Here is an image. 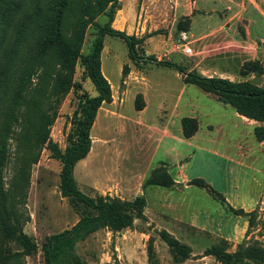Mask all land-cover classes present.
<instances>
[{
    "label": "trees",
    "instance_id": "obj_1",
    "mask_svg": "<svg viewBox=\"0 0 264 264\" xmlns=\"http://www.w3.org/2000/svg\"><path fill=\"white\" fill-rule=\"evenodd\" d=\"M120 0H0V264L5 259L19 258L7 256L4 245L13 241L21 247L20 256H30L38 251V245L23 232L15 206L13 194L6 190L4 171L9 164V150L12 139H22L25 146L48 149L51 157L61 163L60 190L68 198L75 212L80 216L72 229L52 235L43 244L45 264H58L61 254L72 247L79 236L89 235L100 229L113 233L131 228L137 217L143 215L147 201L138 197L134 201H123L111 197H91L81 191L75 179L77 164L87 158L92 148L91 131L98 111L104 103L112 101L111 84L102 71V53L105 38L113 36L122 39L128 48L129 58L139 66L141 61L177 70L185 76L187 84L196 85L203 91L215 95L219 101L232 107L240 115L264 123V88L251 81L233 82L222 78H207L197 72H187L183 66L158 61L154 56L142 57L140 47L146 38L128 35L112 27L114 14ZM109 21L99 27L98 35L91 51L83 53L88 28L99 17ZM188 22L180 21L179 31H187ZM80 69L82 76L76 79ZM125 66L123 74L127 75ZM255 73L264 74L258 61L248 62L241 72L243 77ZM90 83L92 93L84 88ZM76 95L77 107L73 116L68 143L64 151L50 138V126L57 117L55 105L70 91ZM144 104L137 109L141 110ZM30 129V133L27 130ZM184 135L191 138L199 129L192 119L183 121ZM259 141L264 140V126L256 127ZM29 152L23 157L19 176L22 185L28 183L25 176L30 165ZM38 161V157L32 159ZM193 185L213 192L222 202L225 198L216 193L201 179ZM145 185L171 188L175 185L172 176L160 167L146 181ZM235 214L252 215L230 206ZM176 253L183 248L175 239L167 240ZM66 252V251H65ZM219 261L233 264L245 258L256 264H264V248L258 246L240 247L235 253L216 246L207 252Z\"/></svg>",
    "mask_w": 264,
    "mask_h": 264
},
{
    "label": "rangeland",
    "instance_id": "obj_2",
    "mask_svg": "<svg viewBox=\"0 0 264 264\" xmlns=\"http://www.w3.org/2000/svg\"><path fill=\"white\" fill-rule=\"evenodd\" d=\"M178 1L184 2L185 0H120L114 14L112 27L115 28L118 24L119 27L128 25L124 32L128 33L127 30L135 32L134 25L138 28L141 22L140 29L143 27L147 29L145 36L152 33L166 36L170 33L176 18L174 6ZM217 5L219 7V2ZM212 6L216 5L212 2ZM254 14L256 24L253 26V34L254 38L261 42V39L264 38V17L260 14L257 15L256 12ZM108 21L109 18L106 16L99 17L96 23L88 28L83 46L84 54L91 51L99 27ZM105 46V52L102 53L103 74L111 82H119L121 75H123V79L126 77L123 74L125 66L122 68V65L126 60H129L127 45L120 38L107 36ZM140 50L145 55L142 46ZM140 67L144 68L142 65ZM167 71L168 69L165 67L155 66L148 73L151 81L155 83L160 80V77H163V72ZM81 76L82 71L78 69L76 79L79 80ZM262 76L250 81L264 88V75ZM173 84L175 85V83ZM84 88L92 93L90 83H84ZM195 88L201 89L197 86ZM75 97L72 90L60 98L59 103L55 105L57 117L49 128L50 138L62 151L67 146L77 107ZM143 103V98L138 96L136 108ZM156 120L159 121L158 118ZM225 120L231 125V129L228 130L234 134L233 120L230 117ZM243 121L244 126L251 125L253 129L244 133L243 146L250 148L247 150L249 155L245 154L246 158H243L240 170L233 169L229 163L211 155L206 150H200L195 146L187 148L185 144L178 146L179 151L184 152L187 149L188 166L193 172L192 174L196 178L201 177L200 179L207 184L208 181L212 182L215 190H226L228 187L224 181H240L242 191H251L253 188L254 196L256 194L258 198L261 197L259 207L263 209L258 208L252 215L251 227L249 226L245 236L240 237L237 242L231 243L214 234L199 231L189 224L172 220L173 218H164L166 213H163V206L170 205V202L164 199L167 196L158 195L156 197L150 193V187L153 186L145 185L155 169L149 171L145 181H140L141 173L134 167L139 146L134 147V143L130 144L135 132L129 125L130 122L120 123V127L115 128V123L106 121V116L102 111L98 113L91 131V151L87 158L79 162L75 168V179L79 188L91 197L103 196L123 201H134L143 196L146 198L147 204L143 215L135 219L131 228L118 233H113L109 229H100L95 233L77 237L72 247L67 248L66 252L61 254L58 264H227L219 261L213 255H207V252L216 246L228 253H235L240 247L247 246L264 248V140L259 141L255 131L256 126H264V123H256L246 117ZM30 131L28 129L27 133ZM130 138L131 141H129ZM108 142L111 144L119 142V151L111 152L107 157L108 153L103 151L101 153L99 149L101 146L107 145ZM10 144L9 164L4 171L3 183L6 190L13 194V205L23 232L37 243L38 251L30 256H20L21 247L13 241H8L4 245L7 256L16 255L19 258L5 259L3 264H45L43 244L50 236L72 229L79 221L80 216L75 212L70 200L61 194V163L51 157L48 149L33 145L28 148L22 139H12ZM143 146L146 147L145 152L150 150V144L146 143ZM202 147L206 146L202 145ZM225 149L229 150V147L226 146ZM28 152L32 159L38 157V161L33 162L29 158L31 168L29 167L28 173L25 174L29 181L26 184L24 182V185L21 186L22 177L19 175L22 172L20 170L22 164H28L21 161ZM160 153L157 158L162 156ZM140 190L144 192L143 195ZM214 203L213 200L208 203L206 200H199L195 206L197 208L203 205L209 206L211 212L217 216L219 212L216 211ZM246 217L249 221L250 217ZM167 230L171 232L169 233ZM171 239L179 242L183 253H176L172 249L167 242ZM233 264L256 263L245 258Z\"/></svg>",
    "mask_w": 264,
    "mask_h": 264
},
{
    "label": "crops",
    "instance_id": "obj_3",
    "mask_svg": "<svg viewBox=\"0 0 264 264\" xmlns=\"http://www.w3.org/2000/svg\"><path fill=\"white\" fill-rule=\"evenodd\" d=\"M212 2L216 6H212ZM174 10L176 18L170 33L146 38L141 45L145 53L143 55L140 51L142 57L154 56L158 61H170L183 66L188 73L197 72L207 78L241 82L260 77L255 73L243 77L241 72L244 65L252 61H258L264 68V38L258 42L253 34V26L256 24L254 12L264 17V0H185L178 1ZM180 21L188 22L187 31L178 30ZM119 26L115 28L126 31L128 25ZM134 26L135 32L127 30L128 35L146 37L147 29H140L141 22L138 28ZM182 32L190 36V47L193 50L191 55L184 52L179 42ZM123 66H127L129 71L124 79L123 75L120 76L121 81L113 83L105 76L111 84L112 102L103 104L98 113L102 111L106 121L115 123V128H119L120 123L130 122L129 125L135 130L132 141L131 138L129 141L130 144L134 143V147L139 146L134 167L141 173L140 181L146 180L149 171L165 168L173 177L175 185L171 188L150 187L152 195L167 196L164 199L170 202L169 206H163V213H166L164 218H173L231 243L237 242L245 236L249 221L246 216L231 213L227 206L251 213L258 208L263 209L259 207L261 197L258 198L256 194L254 196L253 188L251 191H242L240 181H224L228 187L224 191L215 190L212 182L208 181L212 189L225 198L224 203L210 190L193 185L192 181L201 177L196 178L192 174L188 166L187 149L179 151L178 146L185 144L187 148L195 146L206 150L229 163L233 169L240 170L250 148L243 146L244 133L253 127L244 126V116L219 101L215 95L196 89V85L187 84L185 76L177 70L165 67L169 73L163 72V77L153 83L148 72L155 66H161L144 61L137 66L130 58ZM138 96L144 102L141 110L136 108ZM228 117L233 120L234 134L228 130L231 129L225 120ZM185 119L196 120L199 125L198 131L191 138L184 135ZM118 143L108 142L99 151L108 153V157L109 153L119 151ZM146 143L151 146L148 152H145L146 147L143 146ZM226 146L229 150L225 149ZM159 153L162 156L157 158ZM140 193L144 194L142 190ZM199 200H206L207 203L213 200L219 214L214 215L209 206L197 208L195 203Z\"/></svg>",
    "mask_w": 264,
    "mask_h": 264
},
{
    "label": "built area",
    "instance_id": "obj_4",
    "mask_svg": "<svg viewBox=\"0 0 264 264\" xmlns=\"http://www.w3.org/2000/svg\"><path fill=\"white\" fill-rule=\"evenodd\" d=\"M180 43L182 48L187 55H191L193 50L190 47V36L187 32H182L180 35Z\"/></svg>",
    "mask_w": 264,
    "mask_h": 264
}]
</instances>
